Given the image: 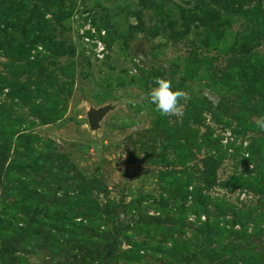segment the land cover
I'll return each mask as SVG.
<instances>
[{"label":"rangeland","instance_id":"1","mask_svg":"<svg viewBox=\"0 0 264 264\" xmlns=\"http://www.w3.org/2000/svg\"><path fill=\"white\" fill-rule=\"evenodd\" d=\"M262 116L264 0H0V264H264Z\"/></svg>","mask_w":264,"mask_h":264},{"label":"clouds","instance_id":"2","mask_svg":"<svg viewBox=\"0 0 264 264\" xmlns=\"http://www.w3.org/2000/svg\"><path fill=\"white\" fill-rule=\"evenodd\" d=\"M153 84L154 87L147 94V100L154 111L162 117H182L185 104L190 99L188 94L182 90H173L172 82L161 77L154 78ZM255 126L264 131V116L256 118Z\"/></svg>","mask_w":264,"mask_h":264},{"label":"water","instance_id":"3","mask_svg":"<svg viewBox=\"0 0 264 264\" xmlns=\"http://www.w3.org/2000/svg\"><path fill=\"white\" fill-rule=\"evenodd\" d=\"M105 114H106V108L99 109L97 111H90L87 114V121L90 129H95L96 127H98V123L102 120Z\"/></svg>","mask_w":264,"mask_h":264}]
</instances>
